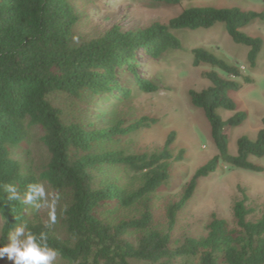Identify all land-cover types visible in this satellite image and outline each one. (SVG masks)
<instances>
[{
    "label": "trees",
    "instance_id": "obj_1",
    "mask_svg": "<svg viewBox=\"0 0 264 264\" xmlns=\"http://www.w3.org/2000/svg\"><path fill=\"white\" fill-rule=\"evenodd\" d=\"M152 1L173 6L181 3ZM257 20L264 21V12L191 7L168 24L154 23L136 31L113 27L99 38L80 43L76 38L80 17L70 0H0V247L9 243L10 232L14 234L15 228L26 222L34 233H47L49 246L59 250L58 256L66 264H264V216L256 222L249 220L253 211L244 192L234 205L235 228L213 215L206 237H186L177 245L172 238L177 215L194 196L199 180L214 174L221 163L263 172L250 158H264V129L255 140L241 137L237 155L229 150V131L247 119L230 96L241 89L238 82L212 70L204 73L210 87L189 92L192 105L201 109L209 122L218 154L196 171L181 199L168 207L167 232L158 228L153 195L168 183L175 134H170L159 154L127 155L103 146L150 128L155 120L144 118L128 126L120 121L108 128L90 122L93 104L101 103L95 101L130 98L131 90L123 85L126 74L134 76L143 93L160 91L138 72L140 58L157 61L170 51L181 50L175 31L208 30L222 24L235 44L250 48L249 63L255 67L263 41L241 30ZM202 65L233 79L242 77L239 67L197 48L193 66ZM246 82L252 80L246 78ZM63 99L68 101L66 105ZM219 110L235 114L224 120ZM35 127L43 131L42 143L50 153L40 180L68 199L60 218L64 237L33 222L30 204L3 188L14 184L23 197L27 185L40 182L24 173L11 155V147L24 143ZM113 167L142 174L143 184L129 190L118 180L99 176ZM129 211L134 215L119 218ZM134 234L138 235L136 242L129 237Z\"/></svg>",
    "mask_w": 264,
    "mask_h": 264
},
{
    "label": "rangeland",
    "instance_id": "obj_2",
    "mask_svg": "<svg viewBox=\"0 0 264 264\" xmlns=\"http://www.w3.org/2000/svg\"><path fill=\"white\" fill-rule=\"evenodd\" d=\"M70 1L80 17L76 28L77 42L80 43L99 38L113 27H119L123 31H136L154 23L168 24L191 7L239 8L243 11L264 12V0H181L175 6L155 3L152 0ZM241 32L263 41L255 67L249 63L250 48L235 44L222 24L208 30L175 31L174 35L182 44L181 50L170 51L157 61L146 56L140 58L138 72L157 85L159 92L143 93L137 87L134 76L126 74L122 77L123 85L131 90L130 98L108 97L95 101L101 103L93 104L90 122H96L105 128L120 121H125V126H128L144 118L155 120L150 128L122 137L119 142L105 145L103 149L123 151L127 155L159 154L170 134H175V141L171 146L173 159L170 161L168 183L153 195L152 209L162 232H167L168 228V207L181 199L196 171L218 154L209 122L203 111L192 105L189 97L191 90L200 92L211 86L204 73L213 70L223 78L235 80L241 85V89L230 96L238 105V111L246 113L247 119L242 126L229 131V150L232 155H237V142L241 137L247 136L255 140L264 129V21L257 20ZM197 48H203L230 65L239 67L242 77L233 79L209 65L194 67L193 50ZM246 78L252 82L247 83ZM61 102L66 105L68 101L63 99ZM219 114L227 120L235 113L219 110ZM43 135V131L35 127L30 130L24 143L11 147L12 158L21 164L23 172L38 180L50 160V153L42 143ZM181 155L182 158L178 159ZM250 161L262 167L263 172L245 171L221 163L214 174L199 180L194 196L177 215L172 232L175 245L186 237H206L213 215L226 220L231 228H235L233 209L235 203L242 198L243 192L249 198L247 206L253 211L249 220L256 222L264 216V158L251 157ZM99 176L118 180L129 190L138 189L144 181L142 174H135L124 167L106 168ZM40 183L44 184L46 192H53L48 183L42 180ZM67 205L68 199L60 197L55 223L50 221L47 208L35 209L29 205L28 213L33 222L48 225L53 232L64 237L65 231L60 218ZM132 215V211L123 212L119 218H129ZM1 233L0 219V239ZM129 237L134 242L138 240L137 234ZM0 264L13 262L7 259L6 254L5 258L0 259ZM54 264L66 262L58 256Z\"/></svg>",
    "mask_w": 264,
    "mask_h": 264
},
{
    "label": "clouds",
    "instance_id": "obj_3",
    "mask_svg": "<svg viewBox=\"0 0 264 264\" xmlns=\"http://www.w3.org/2000/svg\"><path fill=\"white\" fill-rule=\"evenodd\" d=\"M3 188L16 195L17 200L22 199L24 204H30L35 209H49L50 221L55 223L57 204L60 200L58 192H46L44 184L40 182L27 185L23 197L18 194L14 184H4ZM8 199L11 200V197ZM9 239L10 243L0 247V259L7 254V259L13 264H54L60 254L58 249L49 246L47 233H34L26 222L17 226L14 234L10 232Z\"/></svg>",
    "mask_w": 264,
    "mask_h": 264
}]
</instances>
